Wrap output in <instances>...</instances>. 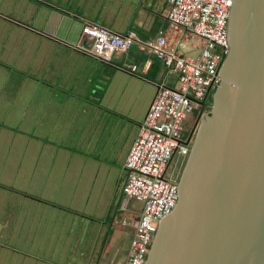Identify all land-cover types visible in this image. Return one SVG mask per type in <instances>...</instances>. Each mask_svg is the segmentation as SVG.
Here are the masks:
<instances>
[{
    "label": "crops",
    "instance_id": "obj_1",
    "mask_svg": "<svg viewBox=\"0 0 264 264\" xmlns=\"http://www.w3.org/2000/svg\"><path fill=\"white\" fill-rule=\"evenodd\" d=\"M11 1L0 0L3 11ZM15 1L21 19L0 15V107L16 108L3 116L16 135L0 141V264H100L126 158L166 81L137 44L101 63L80 49L81 30L154 41L167 0Z\"/></svg>",
    "mask_w": 264,
    "mask_h": 264
},
{
    "label": "water",
    "instance_id": "obj_2",
    "mask_svg": "<svg viewBox=\"0 0 264 264\" xmlns=\"http://www.w3.org/2000/svg\"><path fill=\"white\" fill-rule=\"evenodd\" d=\"M222 83L146 264H264V0H234Z\"/></svg>",
    "mask_w": 264,
    "mask_h": 264
},
{
    "label": "built area",
    "instance_id": "obj_3",
    "mask_svg": "<svg viewBox=\"0 0 264 264\" xmlns=\"http://www.w3.org/2000/svg\"><path fill=\"white\" fill-rule=\"evenodd\" d=\"M168 27L156 40L141 41L135 33L121 36L101 25H85L84 52L109 65L115 54L128 52L134 44L155 55L177 88L158 87L125 161L121 209L137 201L140 213L123 264H146L164 219L173 214L180 199L179 180L166 177L169 165L180 166L190 149L181 143V126L192 104L200 105L222 83V68L230 50L229 19L234 0H167ZM189 55L197 53V57ZM136 66L131 71H136Z\"/></svg>",
    "mask_w": 264,
    "mask_h": 264
},
{
    "label": "rangeland",
    "instance_id": "obj_4",
    "mask_svg": "<svg viewBox=\"0 0 264 264\" xmlns=\"http://www.w3.org/2000/svg\"><path fill=\"white\" fill-rule=\"evenodd\" d=\"M6 2L9 0H5ZM5 3V2H3ZM3 3L0 2V15H5L11 18H20V16L17 17V11H16V5L18 6V2L11 1L12 4L10 5H6V11H3ZM22 6V4L20 5ZM14 7V8H13ZM25 10V9H23ZM27 11V10H26ZM23 18V17H22ZM2 43V42H1ZM85 45H88L85 43ZM89 46V45H88ZM184 54H186L187 56L189 55L187 51H182ZM188 57L191 58H195L197 57V53H194L192 55H189ZM163 65V64H162ZM164 66V65H163ZM165 69V67H164ZM165 81H166V86H171L173 88H177L178 85H174L173 83L176 81V76L175 75H169L165 69ZM13 83H17L20 81V79L18 78L19 75L14 73L13 76ZM11 79V80H12ZM10 80V81H11ZM217 90V87H214L208 98H207V103L208 104H213V97L214 94ZM200 105L197 104H192L191 105V109L188 113H186L185 115V119L183 121V123H187L189 122V120L196 116L199 111H200ZM14 109H16L13 106L10 107H0V116H8V114H11V111H13ZM4 120H10L7 119L6 117H3L2 121H0V141L1 140H9L14 137L16 135V133L14 132V127L11 125H8L7 123H4ZM13 123V122H11ZM15 124V123H13ZM16 128V127H15ZM188 161V158L185 160H183V164L182 167H184L186 165ZM173 171L169 168L166 177L170 178V179H175V180H179L180 179V175H176L175 173H172ZM121 183H119V187L116 193V198L115 201H113V206H112V210L113 211L118 204V208L115 215V223L114 226L111 229V233H110V219L106 220L107 223V227L105 229V231L108 232V238L109 241L107 244H105V246H103V256L101 259L100 264H109L110 259H113L112 264H122L124 257H125V253L129 250V245H130V240H131V233H132V226L131 223L133 224V221L135 218L138 217L140 210H141V204L137 201H130L129 200V207H128V211H123L121 209V203L124 200V196L122 194V187H121ZM96 217L98 216V214L104 209L105 207L103 206V203H96ZM105 212V211H104ZM126 218H128V220H125ZM127 222L126 225H123V222ZM129 221V222H128ZM105 239V237H104ZM103 239V241H104ZM88 248L90 249L91 247L88 246Z\"/></svg>",
    "mask_w": 264,
    "mask_h": 264
},
{
    "label": "flooded vegetation",
    "instance_id": "obj_5",
    "mask_svg": "<svg viewBox=\"0 0 264 264\" xmlns=\"http://www.w3.org/2000/svg\"><path fill=\"white\" fill-rule=\"evenodd\" d=\"M209 96V95H208ZM207 96V98H208ZM207 98L205 99L204 104L207 106H211L212 104L207 103ZM211 112L210 108H202L200 107L199 113L192 117L189 122L183 123L181 126V143L188 146L190 149V152L196 142L197 135L199 133L200 127L202 125V122L204 118L209 115ZM185 167V166H184ZM184 167L180 166L178 163L172 162L169 165V168L173 171L172 173H175L176 175L182 176V173L184 171Z\"/></svg>",
    "mask_w": 264,
    "mask_h": 264
}]
</instances>
